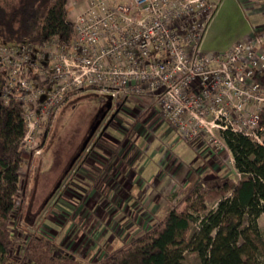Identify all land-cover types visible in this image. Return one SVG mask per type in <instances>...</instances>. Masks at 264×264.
Wrapping results in <instances>:
<instances>
[{
    "label": "rangeland",
    "instance_id": "rangeland-1",
    "mask_svg": "<svg viewBox=\"0 0 264 264\" xmlns=\"http://www.w3.org/2000/svg\"><path fill=\"white\" fill-rule=\"evenodd\" d=\"M217 1L205 0V6L216 3L207 20L199 14L198 1L186 8L185 0L167 3L172 15L169 30L186 55L222 52L246 39L264 50V0ZM165 54L164 48L156 51L149 45L148 56L137 66L143 71L137 75L142 93L134 94L125 85L119 91L117 80L105 75L66 92L46 125H29L10 222L15 241L12 263L22 261L20 252L28 239L40 237L53 244L54 255L96 262L153 225L196 181L240 176L229 150L218 143L223 142L219 126L238 128L228 105H221L227 121L215 115V107L185 115L178 125L156 104L164 88L152 84L157 67L151 57L167 70L170 61L164 62ZM120 62L117 66L127 70V60ZM133 80L134 75L125 83L131 86ZM254 80L264 95V75ZM187 90L196 91L197 82ZM191 128L197 131L193 137ZM195 231L192 222L189 234ZM240 243L235 250L244 258ZM181 255L179 264H199L191 251Z\"/></svg>",
    "mask_w": 264,
    "mask_h": 264
},
{
    "label": "built area",
    "instance_id": "built-area-1",
    "mask_svg": "<svg viewBox=\"0 0 264 264\" xmlns=\"http://www.w3.org/2000/svg\"><path fill=\"white\" fill-rule=\"evenodd\" d=\"M105 1L90 0L76 14L69 44L52 38L42 46L25 42L0 45V69L5 74L0 99L6 103L12 97L22 104L26 124L22 140L30 133L29 125L37 126L50 118L66 92L92 85L105 75L117 80L119 91L125 85L134 94L142 93L137 75L143 71H137V66L148 56L151 44L156 51L164 48V62L170 61L166 70L159 59L151 57L157 67L152 84L164 88L156 104L169 120L179 125L185 122V115L193 117L194 111L201 114L203 108L216 107L215 115L227 121V112L221 108L224 104L231 108L238 126L228 129L258 140L264 95L254 77L264 75L263 49L246 39L222 52L199 55L195 51L187 56L168 27L172 15L165 7L169 0ZM192 1L202 5L199 14L206 20L216 7V3L215 7L203 5L205 0H185L183 7ZM121 59L127 60V70L117 66ZM132 75L133 84L128 86L125 80ZM192 82H197L196 91L187 90ZM196 134L191 128L189 136Z\"/></svg>",
    "mask_w": 264,
    "mask_h": 264
},
{
    "label": "trees",
    "instance_id": "trees-1",
    "mask_svg": "<svg viewBox=\"0 0 264 264\" xmlns=\"http://www.w3.org/2000/svg\"><path fill=\"white\" fill-rule=\"evenodd\" d=\"M67 2L0 0V45L42 46L52 38L69 44L73 34ZM4 83L0 69V91ZM259 125L258 140L218 130L238 178L196 181L153 225L96 262L54 255L53 244L40 237L23 245L19 264H179L184 250L194 253L199 264H264V237L257 225L264 212V109ZM25 131L22 104L12 97L6 103L0 99V264H14L10 261L15 244L10 222L25 159L21 142ZM63 173H58L57 180ZM192 222L196 231L189 234ZM239 240L244 258L235 250Z\"/></svg>",
    "mask_w": 264,
    "mask_h": 264
},
{
    "label": "crops",
    "instance_id": "crops-1",
    "mask_svg": "<svg viewBox=\"0 0 264 264\" xmlns=\"http://www.w3.org/2000/svg\"><path fill=\"white\" fill-rule=\"evenodd\" d=\"M89 1L90 0H68V2H67V16L70 18L71 22L74 21L76 14L79 11H81L84 8L85 4L88 3ZM108 1L109 0H106L105 3H108ZM219 1H218V3H219ZM206 25H208V24H206ZM205 28H206V26H205ZM205 28H204V30H205ZM248 32H247V34H248ZM230 45H227L223 49L228 48ZM257 225H258V228L260 229V231H261V233H262V235L264 237V212L261 213L258 216V218H257Z\"/></svg>",
    "mask_w": 264,
    "mask_h": 264
}]
</instances>
